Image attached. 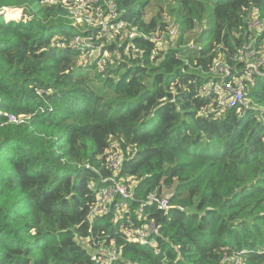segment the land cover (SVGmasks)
<instances>
[{"label": "trees", "instance_id": "obj_1", "mask_svg": "<svg viewBox=\"0 0 264 264\" xmlns=\"http://www.w3.org/2000/svg\"><path fill=\"white\" fill-rule=\"evenodd\" d=\"M64 1L0 0V264H95L90 245L112 241V264H264V74L222 113L201 95L219 60L247 68L236 55L264 0H111L113 22L135 28L121 42L81 26ZM167 9L182 31L152 55L143 34L164 27ZM98 48L122 58L81 59ZM117 147L136 181L130 210L92 220ZM154 191L170 207L138 212ZM143 215L157 248L123 229Z\"/></svg>", "mask_w": 264, "mask_h": 264}, {"label": "built area", "instance_id": "obj_2", "mask_svg": "<svg viewBox=\"0 0 264 264\" xmlns=\"http://www.w3.org/2000/svg\"><path fill=\"white\" fill-rule=\"evenodd\" d=\"M47 1V0H45ZM68 5L73 16L78 20L84 15L88 10H94L96 15L99 17L100 21H92L96 26L104 24L103 18L105 17V11L103 4L107 6V9L111 13H115V4L111 0H71V3L64 1ZM99 22V23H97ZM98 24V25H97ZM252 30L250 37L257 43L260 39H264V35L260 37V33L264 31V20L259 18H254L250 21ZM257 30L260 33L254 35L253 30ZM263 30V31H262ZM157 32V31H156ZM156 32L151 34H143L156 42ZM85 39L81 36H76L72 40V45H77L78 43L84 41ZM264 60L253 61L247 68L241 73H232V67L228 62H225L224 71L225 75L217 80H212L211 82L204 85L201 95L208 96L213 94L212 97V107L214 111L222 113L227 109L233 107H239L246 103V90L250 83L254 82L255 75L264 74L262 72V64ZM29 117L28 115L19 116L20 119ZM11 120H16L12 115ZM108 163L107 168L109 170L107 175H101V184L97 190L98 200L91 211V219L107 213L112 205H115V217H123L124 213L129 212L130 206L128 203L129 199L134 197V186L136 181L131 177L128 178L129 182H126L124 176L121 175V167L123 165V160L120 157V153L115 151L114 148L108 150ZM90 187H94V182H92ZM121 196L124 199L117 201L116 197ZM171 196L169 194L160 195L157 191L148 194L147 198L144 199L139 208L138 212L143 213L145 207L148 204L156 203L159 208L168 209L170 207ZM124 209V213L119 212L118 209ZM117 209V210H116ZM144 217V215H143ZM146 221L138 226H132V223L128 227H123L128 240L133 242H139L142 244H149L157 248V242L152 233L156 230L155 223L149 221L144 217ZM114 242V241H112ZM120 255V249L116 248L115 251H110L106 248L97 249L95 255V264H112V261ZM239 264V263H237Z\"/></svg>", "mask_w": 264, "mask_h": 264}, {"label": "rangeland", "instance_id": "obj_3", "mask_svg": "<svg viewBox=\"0 0 264 264\" xmlns=\"http://www.w3.org/2000/svg\"><path fill=\"white\" fill-rule=\"evenodd\" d=\"M59 0H47L45 1L46 3L52 4V3H56ZM158 10H154L153 12L149 13V15H153L154 13H156ZM19 14V13H17ZM21 16V12L20 15L17 16L18 18ZM73 16V14H72ZM73 18L76 21H79L81 26L85 27V26H89V25H93L96 26V24H94V21H100L99 17L96 15V12L94 10H88L84 13V15L81 17V19H76L74 16ZM116 18V14L115 13H111L109 12L108 15H105V17L103 18L104 24H102V27L100 29L101 31V35L106 37V40L108 42L110 41H117V42H121L124 40H128L131 38V33L133 31H135V28H128L126 27V25H124L123 23H114L113 19ZM162 18L164 20V27L163 28H158L157 30H155L154 32H156V48L155 50L152 52V55H156L158 53V51H162L164 49H167L171 46H173L174 44H176L177 39L182 31L181 26L179 24V22L172 17L169 12L168 9L164 12H162ZM93 21V22H92ZM99 23V22H97ZM98 25V24H97ZM200 30H196L195 33H199ZM263 31V30H262ZM253 32L255 33L254 35H257L258 32L257 30H253ZM249 41L250 43L247 45V48L245 49V51H243V49H240V51L237 53L236 58L237 60H243L246 62V64L249 66L253 61H259V60H264V39H260L257 43L253 40V37H249ZM121 44V43H120ZM134 47V51L133 54H135L137 51L136 47ZM99 56L102 57H107V56H116L117 58H122V55L120 53H118L117 51H103L101 48H98L96 50H94L93 52L90 53H86L83 54L81 56L82 60L86 61V64L89 62L94 61L95 59H97ZM104 59L101 58L100 59V63H103ZM224 65L225 62L222 60H219L214 68H213V74L216 75L217 77L221 78L225 75V71H224ZM247 102V101H246ZM246 104V103H245ZM115 151L120 153V157L123 160V152L120 148H114ZM97 200H98V193H97ZM96 200V202H97ZM117 210V209H116ZM119 212L124 213V209H118ZM97 244L99 246H97ZM89 245V244H88ZM93 248H106L110 251H115L116 244L115 242H111L110 245H106L102 242H98L96 244H92L90 245ZM231 260H228V262Z\"/></svg>", "mask_w": 264, "mask_h": 264}, {"label": "water", "instance_id": "obj_4", "mask_svg": "<svg viewBox=\"0 0 264 264\" xmlns=\"http://www.w3.org/2000/svg\"><path fill=\"white\" fill-rule=\"evenodd\" d=\"M7 11H8V10H7ZM7 11H5V13H6Z\"/></svg>", "mask_w": 264, "mask_h": 264}, {"label": "clouds", "instance_id": "obj_5", "mask_svg": "<svg viewBox=\"0 0 264 264\" xmlns=\"http://www.w3.org/2000/svg\"><path fill=\"white\" fill-rule=\"evenodd\" d=\"M143 34V33H142Z\"/></svg>", "mask_w": 264, "mask_h": 264}]
</instances>
